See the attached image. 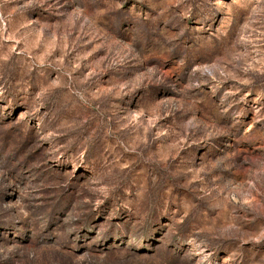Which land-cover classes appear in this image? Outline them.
Returning a JSON list of instances; mask_svg holds the SVG:
<instances>
[{"label":"rangeland","instance_id":"374dc122","mask_svg":"<svg viewBox=\"0 0 264 264\" xmlns=\"http://www.w3.org/2000/svg\"><path fill=\"white\" fill-rule=\"evenodd\" d=\"M0 264H264V0H0Z\"/></svg>","mask_w":264,"mask_h":264}]
</instances>
